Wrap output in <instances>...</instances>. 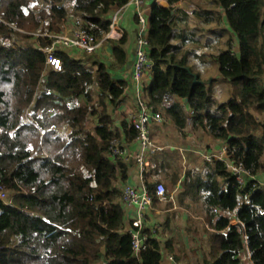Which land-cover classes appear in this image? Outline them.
Wrapping results in <instances>:
<instances>
[{"label":"trees","instance_id":"1","mask_svg":"<svg viewBox=\"0 0 264 264\" xmlns=\"http://www.w3.org/2000/svg\"><path fill=\"white\" fill-rule=\"evenodd\" d=\"M166 1L169 7L149 10L153 68L142 97L155 111L163 108L182 135L189 125L192 133L226 143L229 160L245 172L239 182L223 160L205 163L203 172H186L176 201L185 209L201 206V219L212 230H205L207 264H243L244 249L251 264H264L262 0L214 1L238 45L234 51L225 38V49L213 55L231 88L223 102L213 99V81L202 80L189 66V53L175 43L171 12L178 0ZM127 2L0 0V190L11 198L10 204L0 200V264H162V245L150 229L143 231L147 248L135 256L125 225L133 220L122 191L131 163L111 147L133 141L136 132L126 119L114 128L109 108L121 102L126 83L103 65L87 68V53L76 58L61 50V71L48 70L42 80V48L50 45L49 35L61 33L70 11L79 19L77 31L99 42L109 31L108 16ZM220 22L218 15L211 19L213 27ZM222 41L221 34L213 40ZM125 43L126 36L111 42L109 68L125 67ZM158 183L146 184L154 202Z\"/></svg>","mask_w":264,"mask_h":264},{"label":"crops","instance_id":"2","mask_svg":"<svg viewBox=\"0 0 264 264\" xmlns=\"http://www.w3.org/2000/svg\"><path fill=\"white\" fill-rule=\"evenodd\" d=\"M214 1L215 0H178V2L172 6L173 11L171 12L174 14V31L177 35L175 43L180 46L183 51H187L189 53V66H191L196 73L199 72L202 80L204 81H212L215 79L217 80V78H221L213 55H215L220 50L225 49V38L226 40L228 38L229 41H232V44H234V51L238 50L236 38L233 32L230 30L228 23L226 22L225 14ZM144 2L149 9L154 4L164 8L169 7L166 0H144ZM262 3V37L264 38V0H262ZM217 15L220 17L221 22L218 27H213L211 24V19ZM78 20L79 19L77 15L70 11L67 18L63 21L61 33L51 34L49 35V39H51L50 36L52 35L74 37V35L79 32L77 31ZM137 32L138 24L135 13L133 9L128 8L124 11L121 17L118 29L112 31L109 30L99 41V45L96 50L93 53L88 54L92 60L86 61V67L91 68L93 72H95L99 65H103L106 69H108V72L113 79L119 82L124 81L126 83L121 102L116 104L114 108H109L114 128L120 129L121 121L124 119L133 123L138 111L136 87L132 80V64L135 60V53L137 49ZM217 34H221L224 39V41L220 42V44H215L213 42ZM124 36H126V43L124 45L127 55L126 65L122 69H111L109 68L110 63L113 61L111 42L118 41ZM60 50L66 52L69 54V56L83 58L78 54V51L83 52L79 49L58 47L56 52H59ZM48 70L51 69L46 68L45 72L43 73V81L47 80ZM221 80L222 81L216 82H218L219 85L225 84V87H230V84L223 78ZM149 81L150 78L148 75L143 79L142 83H149ZM92 90L94 94L92 97V103H94L97 101V93L95 88ZM212 90L216 94L218 102L226 101L230 97L231 88L230 90L227 89L224 92L222 88L219 89L213 84ZM179 101L181 102V100ZM159 109L160 110L158 112H160L164 119L163 124L165 123L166 125L162 124L160 126L152 127L151 140L156 146L161 147L162 150L148 156L146 160L147 165L145 166V171L143 174H140L137 165L132 163L128 170V181L134 186L141 187L142 185L150 183L151 180L158 179L159 182L165 185V188L166 186L167 188L171 187V192L168 193L167 191V197L170 195L173 198H176L183 190L182 186H179L181 191H179L180 188H177L181 181V166L182 163L185 162L186 158L188 162L196 160L195 164L192 162L189 165L192 167V172H203L205 163L208 161L207 156L214 155L217 157L216 159L222 158L225 155V152H228V147L226 143L214 139L211 135L202 133L205 137H201L202 135L197 133L200 131H196L195 133L190 132L189 125L185 130H183L182 135L176 130L169 117L163 112L164 109ZM186 111L188 112L189 116H191V112L189 111L188 107H186ZM177 134H179V140L183 141V143H181L182 146H180V144H172V142L176 141ZM181 136H184V138ZM188 136H191L192 138V141L189 143V145L185 142V139H187ZM164 138L166 139V142L165 144H161ZM201 140H204L207 143L205 151H203L201 146ZM116 144L120 149L122 148V151L126 156H133L138 151L137 143L134 140L131 142H126L125 139H122L121 141L116 142ZM172 158L176 159L174 161L176 168L171 167V165L173 166ZM165 160H168L170 164ZM152 161L157 162L158 165L156 167L161 169L163 173L158 172L156 169H154V167L151 166ZM199 161H201L203 164L199 165ZM184 174L185 172L183 175ZM258 179L264 182L263 175H260ZM173 180H175L174 183H172ZM167 188L166 190H168ZM2 195L4 197L3 200L11 199H8L4 194ZM157 206H159L160 209H158ZM178 206L179 208L174 210L173 204L168 200V198L163 201L156 199L155 202L152 201V206L145 217V226L149 229L153 228L155 230L154 238H158V235L162 234V231L163 233L164 231L175 233L176 239H172L171 236L168 237L165 243H161L162 249L164 251L162 264H207L206 255L208 251V245L207 234L205 230H212L208 228L205 223L202 228H197L194 225L195 213L192 210V207L185 209V207L182 205L180 206L178 204ZM161 207L163 210H161ZM154 209L156 213L155 216L159 214V217L154 218ZM132 213V211L127 212V214L130 216ZM164 214H169L166 215L165 220L160 217ZM179 216L181 217L180 220H182L184 223L180 225L179 229L175 228V230L172 231L174 228L171 226L170 220L171 218L177 219ZM226 216H230V214H227ZM198 217L199 220L202 221L201 214H199ZM125 222L126 229H129V219L126 218ZM235 222L236 221L232 218L231 223L233 224ZM197 224L199 225V223ZM157 230H160L158 235ZM190 233H193V235L189 236ZM185 234L186 237L181 239V236ZM167 247L173 249L172 253L168 254L169 252L167 253L165 251V248ZM183 252L186 254L183 258H181V253ZM241 262L243 264H251L247 249H244L241 254Z\"/></svg>","mask_w":264,"mask_h":264},{"label":"built area","instance_id":"3","mask_svg":"<svg viewBox=\"0 0 264 264\" xmlns=\"http://www.w3.org/2000/svg\"><path fill=\"white\" fill-rule=\"evenodd\" d=\"M128 8L133 9L137 24L138 32L136 36V53L135 60L132 64V80L136 87V97L138 111L137 115L132 123L136 132L134 141L137 143L138 151L133 156H126L116 143L111 147L113 154L123 157L127 163H134L137 165L139 173L143 174L145 166L147 165V158L149 155H153L156 152L162 150L161 147L156 146L151 140V128L154 126H160L163 124L164 119L158 111L154 110L143 97L141 92V85L143 79L148 76L153 68V61L150 58L149 46L147 42L148 32V14L149 8L146 6L144 0H128V2L116 9L108 16L109 30H117L119 22L124 11ZM51 43L49 46L42 48V52L45 54V64L47 68L54 72H59L62 69L61 59L56 54L58 47L75 48L79 49L87 54L93 53L98 47V43L93 36L79 31L74 37H68L64 35H52L50 36ZM216 156H207V160H223L226 165V169L239 182H242V175L245 173L240 164H234L229 160L228 152L222 158L216 159ZM2 190V189H1ZM0 190V200H3L2 191ZM123 201L127 206L128 211H132V222L129 225L128 232L131 235V249L135 256H137L142 250L147 248L148 236L143 233L147 228L145 226V217L152 206V198L149 193V189L146 184L141 187L134 186L127 183L122 188ZM154 194L156 199L161 201L168 198L173 204V209L179 208L176 198L168 195L167 190L163 184L158 183L155 186ZM5 204H10L11 200H3ZM149 229V228H148ZM151 237L154 238L155 230L152 228ZM171 259V258H170Z\"/></svg>","mask_w":264,"mask_h":264},{"label":"rangeland","instance_id":"4","mask_svg":"<svg viewBox=\"0 0 264 264\" xmlns=\"http://www.w3.org/2000/svg\"><path fill=\"white\" fill-rule=\"evenodd\" d=\"M78 54L79 55H82L83 53L82 52H80V51H78ZM222 78H217V80L215 79V80H212L213 82H212V86H213V84L215 85V87H217V88H222L223 89V91L225 92L227 89H229L230 90V87H225V84H223V85H219L218 84V82H216V81H222L221 80ZM212 86H211V88H212ZM212 96H213V99L216 101V102H218V98H217V96H216V94L213 92V90H212ZM163 125H166L165 123L163 124ZM195 133V132H194ZM197 133H200L202 136L201 137H205L201 132H197ZM182 138H184V136H181ZM191 141H192V138H191V136H188V138L187 139H185V142H186V144H188L189 145V143H191ZM165 142H166V139L164 138L163 139V141L161 142V144H165ZM201 142V146H202V148H203V151H205V149H206V141H204V140H201L200 141ZM181 143H183V141L182 140H179V134H177V139H176V141L175 142H172V144L173 145H175V144H180V146H182V144ZM198 150H199V148H198ZM199 158V157H198ZM173 160H172V164H173V166L171 165V167H175L176 168V165L174 164V161L176 160L175 158H172ZM200 159V158H199ZM192 160V159H191ZM166 162H168L169 163V161L168 160H165ZM213 160H211V161H207V163H211ZM192 162L195 164L196 163V160H192ZM191 161L190 162H188V160H187V158H186V160H185V162H183L182 163V166H181V170H182V174L180 175V183L178 184V188L177 189H179L180 187L179 186H182L181 185V182L183 181V179H184V175L186 174V172H192L191 171V166H189L191 163H192ZM170 164V163H169ZM201 164H203L201 161H199V165H201ZM158 164H157V162H155V161H152L151 162V166L152 167H154V169H156L158 172H162L163 173V171L161 170V169H159L158 167H156ZM185 172V174L183 175V173ZM192 173H194V172H192ZM160 174V173H159ZM182 176V177H181ZM158 181V179H154V180H151L150 182H153V181ZM159 183H161V182H159ZM161 184H163V183H161ZM164 185V184H163ZM164 187H165V185H164ZM166 188H167V186H166ZM168 190V193H170L171 191V187H169V188H167ZM178 191V190H177ZM179 191H181V188L179 189ZM176 193H179V192H176ZM5 195H7V198H9V196L8 195H10V193H8V192H5L4 193ZM158 207V209H160V207L159 206H157ZM192 207V210L194 211V219H195V226L197 227V228H202L203 227V225H204V222H202V221H200L199 220V217L196 215V214H200V213H202V212H200L201 211V206L199 205V204H195V205H193V206H191ZM161 210H163V208L161 207ZM155 209L153 210V216H154V218H156V217H159V214L158 215H156L155 216ZM166 215H169V214H164V215H161L160 217L162 218V219H166L165 217H166ZM183 218V217H182ZM181 219V217L179 216L177 219H173V218H171V226L174 228L172 231H174L175 230V228H180V225L182 224V223H184L182 220H180ZM197 223H199V225L197 224ZM193 226V225H192ZM160 230H157V235H158V232H159ZM161 231H162V229H161ZM193 235V233H190L189 234V236H192ZM172 236V239H176V236H175V233H169V232H167V231H164V233H163V231H162V234H160V235H158V238H156L160 243H165L166 241H167V239H168V237H171ZM186 237V234L185 235H182L181 236V239H183V238H185ZM165 251L168 253V254H170V253H172V251H173V249L171 248V251H168V249H166L165 248ZM185 252H183V253H181V258H183L184 256H185Z\"/></svg>","mask_w":264,"mask_h":264},{"label":"water","instance_id":"5","mask_svg":"<svg viewBox=\"0 0 264 264\" xmlns=\"http://www.w3.org/2000/svg\"><path fill=\"white\" fill-rule=\"evenodd\" d=\"M193 82H196V76H194V81Z\"/></svg>","mask_w":264,"mask_h":264}]
</instances>
